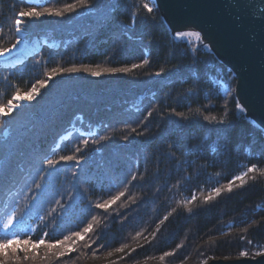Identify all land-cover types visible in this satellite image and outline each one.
<instances>
[{"label": "trees", "instance_id": "1", "mask_svg": "<svg viewBox=\"0 0 264 264\" xmlns=\"http://www.w3.org/2000/svg\"><path fill=\"white\" fill-rule=\"evenodd\" d=\"M144 2L152 0H107L101 13L79 0H0V48L15 40L16 11L65 13L32 19L29 43L40 50L20 65H0V107L17 92L38 90L0 117V242L20 240L0 252V264H203L264 252V131L237 109L234 73L210 48L189 51L201 42L174 40L159 9L148 14ZM72 4L76 11H65ZM53 68L76 71L41 87ZM122 68L128 71H106ZM213 117L230 125L210 123ZM83 139L90 143L78 154ZM44 155L78 156L80 164L61 161L49 193L32 202L24 184ZM252 165L246 185L236 182L228 193V180ZM115 196L106 210L95 207ZM13 212L23 231L15 222L3 227ZM65 236L71 239L56 243Z\"/></svg>", "mask_w": 264, "mask_h": 264}, {"label": "water", "instance_id": "2", "mask_svg": "<svg viewBox=\"0 0 264 264\" xmlns=\"http://www.w3.org/2000/svg\"><path fill=\"white\" fill-rule=\"evenodd\" d=\"M262 7L261 0H159L158 9L172 33L201 32L203 43L235 74L236 97L246 116L264 131V18H255ZM238 14L240 21L235 20ZM25 55L18 64L28 58ZM203 264H264V255Z\"/></svg>", "mask_w": 264, "mask_h": 264}, {"label": "snow or ice", "instance_id": "3", "mask_svg": "<svg viewBox=\"0 0 264 264\" xmlns=\"http://www.w3.org/2000/svg\"><path fill=\"white\" fill-rule=\"evenodd\" d=\"M107 2V0H95V3L93 5L88 4V0H79V4L81 7L84 8H92L95 9L98 12H103L104 9L101 7H98L100 5H103ZM261 4H264V0H261ZM141 9L148 13L152 14L154 11L158 10L159 8V0H152V3L144 2L140 5ZM65 11H76V5L72 4L67 6ZM259 15L256 16L255 18L260 19L264 18V7L259 8L258 10ZM45 14L49 16H57V17H63L65 14L64 12L61 11H53L51 9H44L43 11L37 10L36 8H31L27 11L24 10H18L15 12L13 18H12V24H13V30L16 33L15 40L13 43H11L10 47H4L0 48V59H11L13 54H19L21 51L24 49L28 48V43H29V38L27 35V24L32 20V19H39L40 17L44 16ZM138 13H134L133 16L131 17V24L132 27H135L136 24V18ZM242 17L238 14L235 16L236 21H240ZM239 27V24L237 25ZM3 33V28L0 27V34ZM194 35L198 38L199 41H201V44L197 45L195 49L189 47V51H192L193 53L197 52L199 50V47H204V48H210L211 46L207 43H203L204 38L201 35L200 31H195V32H189V31H176L173 33V39L176 41H183L184 43L188 44L189 42L186 40V37ZM21 45H23V49L21 48ZM19 63V61H17ZM143 63H148V60H144ZM140 65H133V68L139 67ZM75 68L71 69H57L53 68L52 69V75L48 77V79L39 81L41 87H46L49 81H53L54 78L56 77L57 74H70L72 72H75ZM106 71H111L113 73L120 71V72H127L128 69L122 68V69H111V70H106ZM163 73L162 72H156V76H161ZM91 75L93 77H99L101 75V72L99 71H92ZM230 89H228V93L230 94ZM38 90L33 87L31 92L26 96V97H21L19 92L16 93V95L13 97V99L8 101L7 104V109L8 111L5 113L3 110V107H0V115H9L11 112L15 111L18 107L19 104H13V100H29L31 101L32 99L35 98V94H37ZM237 109L241 112L245 111V108L243 105L237 104ZM153 115V111L149 110L147 112V117H151ZM205 120H208L207 117L204 118ZM210 123H214L218 126L223 127L225 130L227 127L230 125V122L225 121V120H217L215 117L212 118ZM133 132H136V129H132ZM226 135V131H225ZM101 140H107L110 139L109 137H101ZM125 140L128 139V137H124ZM100 141H96V143H99ZM90 141L88 139H83L82 140V145L84 146L83 148L81 147H76L75 152L78 154H82L84 151L88 149ZM3 142H0V149H3ZM95 150V148H93ZM67 162V161H74V164L76 167L79 166L80 164V159L78 156H73V155H61L58 160L56 159H51L47 155H44L43 158L39 161V167H36L34 164L32 165L33 171H30L27 173V176L31 177V183H28L27 180L25 181L24 187L27 188L29 195V199L32 202H36L40 200L43 196L49 193L50 187H51V179L53 176V172L56 169V166L61 162ZM29 163H32L31 158L29 159ZM138 167V165H137ZM257 165H252L247 168L246 171H241L239 175H234L231 177V179L228 180L227 182V192L231 193L233 192L234 188L237 186L236 182H239V187L243 188L246 185V177H248L249 173H252L256 171ZM79 173H73V176L76 177L78 176ZM5 169L4 165L0 163V184H3L5 181ZM132 180H136L137 176L135 173L131 175ZM215 194L217 196H220L222 194L223 189L220 187H216L213 189ZM122 196L123 193H120ZM120 196H115L112 198V200L109 201H104L103 203L96 204L95 207L98 209H107L109 204L115 203L116 200H118ZM212 197L209 196L208 199H211ZM56 203L59 205L61 204V201H56ZM64 208L61 207V214L63 213ZM167 219V218H165ZM16 223L18 226H20L21 230L23 231V224L22 221L18 220L16 217V213L13 212L11 215L8 216V219L4 222L3 227L5 229H8L13 223ZM91 229V225H89L87 228L84 229V232L87 233ZM73 236L80 237L79 232H75L72 234ZM70 236H65L64 240L62 241H57V244L63 245L65 241L70 240ZM19 237L13 236L11 240H4L0 242V252H5L9 244H17L19 243ZM25 244L29 243L28 241L24 242ZM37 243H43V240L38 241ZM47 247L52 248L55 247L53 244H48ZM117 252H123L124 248H119L116 249ZM65 253L64 251H60L59 255L63 256ZM111 255V253H109ZM166 255H171L170 253H166ZM248 252H241L240 256H248ZM254 255H264V252H256Z\"/></svg>", "mask_w": 264, "mask_h": 264}, {"label": "bare ground", "instance_id": "4", "mask_svg": "<svg viewBox=\"0 0 264 264\" xmlns=\"http://www.w3.org/2000/svg\"><path fill=\"white\" fill-rule=\"evenodd\" d=\"M27 1V0H26ZM28 1H34L35 3L33 4V5H37L38 3H39V1L37 2V0H28ZM27 1V2H28ZM30 45H31V47H30ZM52 45H56V43H52ZM10 47V46H9ZM37 47V49H36V52H38L39 50H40V44H39V42L38 41H36V44L34 45H32L31 43H28V48L27 49H24L23 51H21L19 54H13V56L11 57V59H16V58H19L20 56H22V55H24L25 53L28 55V57L31 55V51L33 50V49H35ZM21 48L23 49V45H21ZM23 57V56H22ZM4 60H8V59H1L0 60V63H2V61H4ZM20 94V93H19ZM20 96L21 97H25L24 96V94H20ZM21 100H19V101H17V100H13V104H16V103H18V102H20ZM3 110L4 111H7L8 109H7V107L5 106V107H3ZM121 256H122V254H120ZM120 255H118L117 254V256L116 257H114V259H118L119 257H121Z\"/></svg>", "mask_w": 264, "mask_h": 264}, {"label": "rangeland", "instance_id": "5", "mask_svg": "<svg viewBox=\"0 0 264 264\" xmlns=\"http://www.w3.org/2000/svg\"><path fill=\"white\" fill-rule=\"evenodd\" d=\"M39 0H37V2H38ZM185 31H189V32H195L194 30H185ZM186 40L187 41H189V42H198L199 40H198V38L196 37V36H194V35H191V36H188V37H186ZM199 42H201V41H199ZM36 43H34V45H35ZM33 45V44H32ZM9 47V46H8ZM30 47H31V45H30ZM1 60V59H0ZM25 61H26V59H25ZM3 62V61H2ZM235 75V74H234ZM226 91H228V88H225V89H223V92H226ZM20 94H24V96L26 97L27 95H28V92H26V91H22ZM26 100H21L20 102H18V104H20V103H22V102H25ZM17 104V103H16ZM241 105V104H240ZM8 111V110H7ZM7 111H4L5 113L7 112ZM245 114H246V110H245ZM2 116H6V115H0V117H2ZM247 117V116H246ZM4 136H8V131L6 130L5 132H4ZM246 181H247V177H246ZM118 255H120V254H118ZM117 256V255H116ZM115 256V257H116ZM121 256V255H120ZM228 260V259H227Z\"/></svg>", "mask_w": 264, "mask_h": 264}]
</instances>
